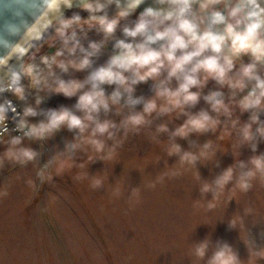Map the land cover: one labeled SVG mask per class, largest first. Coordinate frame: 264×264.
I'll use <instances>...</instances> for the list:
<instances>
[{
    "label": "rangeland",
    "instance_id": "obj_1",
    "mask_svg": "<svg viewBox=\"0 0 264 264\" xmlns=\"http://www.w3.org/2000/svg\"><path fill=\"white\" fill-rule=\"evenodd\" d=\"M117 12L115 4L104 10L108 17ZM134 13L128 18L127 26L134 24L131 20L138 19L139 10ZM122 29L123 26L117 27L113 36L125 38ZM75 30L85 49L89 45L85 39L95 37V42L103 39L98 27L89 29L84 25L83 30ZM62 47V40L56 36L53 26L20 60L22 64L41 60L36 65L46 74L42 58H51ZM112 50L102 48L100 54L92 58V64L83 70L70 68L65 73L54 66L56 77L83 81L93 70L107 63L114 54ZM81 57L79 50L75 56H69L65 51L59 59L67 61ZM166 75L162 73L161 78ZM54 79L49 78L53 87ZM154 83L148 80L136 85L134 98L153 99ZM22 84L24 100L8 92L7 97L0 96V101L11 100L21 114L27 106L36 108L40 114L28 117L30 124L45 120L44 113L48 110L62 107L83 115L75 108L79 93L65 97L62 93L50 92L43 85L33 88L29 77H24ZM170 86L173 89L178 86L175 78ZM103 87L106 95H110L116 86ZM86 90L87 87L82 91ZM249 90L250 87L237 92L235 99H242ZM191 91H199L200 100L195 106L186 108V112L197 114L204 110L216 118L217 113L212 111L204 96L220 91L225 103L232 105L231 119H239L237 128L232 129L229 119L220 115L221 123L215 132H193L186 138H175L182 153L195 152L207 142L218 148L213 162L205 163L202 159L204 164L197 162L196 168L181 162L179 155L169 156L165 150L171 132L187 120L183 114L158 115L153 112L146 115L150 123L140 126L138 131L129 126L128 130L120 128L113 139L101 137L106 147L117 144L111 158L95 159L97 154L91 149L87 153L77 152L76 165L70 162L53 165L43 181L37 175L39 168L58 151H63L67 143L74 142L78 130L69 131L62 126L44 140L22 139L20 147L28 146L39 153L37 161L26 166L4 159L3 153L9 147L7 141L13 135L5 136V142H0V160H3L0 164V264H207L215 245L225 242L237 253L241 264H264V258L250 257L244 229L240 231L229 225L233 216L241 215L255 249L264 248V175L257 173L251 181L252 189L246 193L233 186L235 182L229 183L225 190L232 188L231 192L222 194L219 201H211V192L203 195L200 192L204 182H214L228 167L239 161L248 163L253 156L264 154V139L258 138L255 152L249 144L234 150L232 146L239 140V128L249 122L251 112H241L232 101V89L211 78L203 88ZM38 97H43V102L37 106ZM162 102L157 101L158 104ZM117 107L112 106L107 113L101 111L98 118L120 125L130 111L125 107L117 113ZM132 111L142 112L143 104ZM260 120L264 121V112L260 113ZM162 124L167 126V132H158ZM225 125L231 132L229 137L224 134ZM256 127L253 124V131ZM97 178L103 179L100 186L95 185ZM229 198L233 200L228 202ZM205 239L210 241V248L208 256L201 261L192 255L191 249L193 244ZM261 256L264 257V250Z\"/></svg>",
    "mask_w": 264,
    "mask_h": 264
},
{
    "label": "clouds",
    "instance_id": "obj_2",
    "mask_svg": "<svg viewBox=\"0 0 264 264\" xmlns=\"http://www.w3.org/2000/svg\"><path fill=\"white\" fill-rule=\"evenodd\" d=\"M145 2L146 0H79L78 6L90 13L87 19H82L78 14L71 18H65L63 15L62 7L72 8L74 0H38L39 11L42 13L41 23L27 28V37L23 42L12 43L0 39V48L8 50L7 55L0 57V70L7 69L4 78H0V96L10 92L17 99L24 100V77L31 79L33 88L43 85L50 92L62 93L65 97L77 96L79 93L75 108L83 113L82 116L62 107L58 110H48L44 113L46 119L38 124H30L27 119L40 114L36 108L27 106L21 114L17 112L11 100L0 101V142H5L4 137L10 135L7 127L9 112L13 114L14 120L18 117L15 130L23 133V137L44 140L53 136L62 126H66L69 131L78 130L74 142L67 143L63 151H58L39 168L37 175L41 181L50 174L53 165L65 162L76 165L74 158L80 151L87 153L89 149L94 150L97 154L95 159L103 161L111 158L117 144L106 147L105 140L101 137L113 139L120 128L128 130L129 126L138 131L140 126L150 123L146 115L153 112L158 115L176 113L177 116L183 114L188 117L182 126L170 134L165 149L169 156L179 155L181 162L195 168L197 162L201 163L202 159L205 163L213 162L218 148L211 142L205 143L195 152L183 153L181 146L175 143L176 137L186 138L193 132H215L221 123L220 115L229 119L232 129L237 128L239 119H231L232 105L225 103L220 91H213L204 96L212 111L217 113L216 118L204 110L197 114L185 111L200 100V92L191 90L203 88L209 78L232 89V101L241 112H251L249 122L239 128V140L233 144V149L249 144L255 152L259 139H264V121L260 120V113L264 112V76L258 72V67L264 65V0H154L159 7H147L134 25L124 26L122 31L125 38L116 41L114 54L106 64L93 70L87 79L66 81L56 77L54 66L65 73L70 68L83 70L92 64V58L98 56L104 47L103 42H91L85 49L74 26L81 30L84 25L89 29L98 27L105 40L111 39L120 21L133 14ZM112 4L119 9L114 18L110 19L106 14L97 15ZM217 4H223L225 12L217 10ZM194 6L198 7L194 10ZM53 26L56 36L62 40L63 47L51 58H42V63L47 68L46 74L35 64H20L19 68L9 65L10 59L15 57L20 60L32 47L31 41L40 39ZM10 31L19 34V29L12 28ZM155 45L159 46L154 47ZM77 50L82 53L81 58L67 61L59 59L64 56L65 51L69 56H75ZM243 55H249L251 62L242 64L239 71L231 74ZM162 73L167 75L161 78ZM50 77L55 78L54 87L49 83ZM173 78L178 84L175 89L170 86ZM148 80L155 82V97L148 100L144 97L134 98L135 86ZM103 85L116 87L110 95H106ZM86 87L87 90L82 91ZM249 87L247 94L237 101V92H243ZM158 100L163 102L158 104ZM42 102L43 97H38L35 101L37 106ZM141 104L142 112L132 111L135 106ZM112 106H118L117 113L125 107L130 111V115L120 125L98 118L101 111L107 113ZM253 124L257 125L255 131ZM167 131L166 125L162 124L158 128V132ZM224 134L228 137L231 135L227 125ZM7 143L9 147L3 153L4 159L21 166L37 161V151L28 146L20 147L21 136H12ZM2 163L3 160H0V164ZM257 173L264 175V154L253 156L248 163L239 161L228 167L214 182H204L200 192L202 195L211 192V201H219L222 194L231 192L232 188L226 191V186L235 182L233 186H238L246 193L252 189L251 181ZM197 176L200 179L198 171ZM102 183V178L95 181L96 186ZM133 191H136V188ZM231 200L233 199L229 198L228 202ZM229 225L239 228L240 231L243 228L246 232L247 243H244L248 247L250 257L264 258L261 256L264 248L257 251L254 241L248 238L244 217L233 216ZM209 248L210 241L205 239L201 243L193 244L191 253L203 261L208 256ZM207 264H241V261L233 248L225 242L215 245L212 254L208 256Z\"/></svg>",
    "mask_w": 264,
    "mask_h": 264
},
{
    "label": "water",
    "instance_id": "obj_3",
    "mask_svg": "<svg viewBox=\"0 0 264 264\" xmlns=\"http://www.w3.org/2000/svg\"><path fill=\"white\" fill-rule=\"evenodd\" d=\"M41 14L38 0H0V39L17 43ZM78 14L86 15L84 11ZM12 28L19 29V34H13L10 31ZM7 51L0 48V57L7 55Z\"/></svg>",
    "mask_w": 264,
    "mask_h": 264
},
{
    "label": "flooded vegetation",
    "instance_id": "obj_4",
    "mask_svg": "<svg viewBox=\"0 0 264 264\" xmlns=\"http://www.w3.org/2000/svg\"><path fill=\"white\" fill-rule=\"evenodd\" d=\"M151 1L149 0V1H146L145 3H143L144 5H146V8L147 7H150L151 5H153ZM144 5H140L137 8L139 10V12H140L139 15L145 10L143 8ZM196 7H198V6H194V10H195ZM75 8H76V10H83L78 5ZM216 8H217V10H220L221 12H225L224 5L221 6L220 4H217L216 5ZM83 11H86V13H88V15L87 16H81V18L82 19H87L89 17L90 13L87 10H83ZM117 11H119V9H117ZM74 14H78V13H69V14H67V17H65V18H71ZM105 14L107 15V13H104V12L97 13V15H105ZM115 16L116 15H114L113 17H109V18L111 19V18H114ZM131 16H133V15L131 14L129 17L131 18ZM129 17H127L126 19H122L120 21L119 26L120 27H122V26L124 27V26L128 25L129 24V20H128ZM131 21H132V23L135 24V22L137 21V19L136 20H131ZM130 26H132V25H130ZM220 27L222 28L223 26H220ZM75 29H76V27L74 26V30ZM94 38L95 37H93L92 39H90V38L85 39V40H88L87 45L90 44L91 42H95V39ZM122 39H124V38H122ZM117 40H119V39L116 36H113L111 39L105 40V37H104V34H103V39L100 42H103L104 43V47H103L104 49H109V50L111 49L112 50V48H113L112 52H114V45H115V43H116ZM250 62H251V57L249 55H243L241 57V60H239L237 62L236 67L233 69L234 74L237 71H239V69H240V67H241L242 64H248ZM258 72H259L260 75L264 76V65H261V66L258 67Z\"/></svg>",
    "mask_w": 264,
    "mask_h": 264
},
{
    "label": "bare ground",
    "instance_id": "obj_5",
    "mask_svg": "<svg viewBox=\"0 0 264 264\" xmlns=\"http://www.w3.org/2000/svg\"><path fill=\"white\" fill-rule=\"evenodd\" d=\"M146 1H149V0H146ZM151 1V0H150ZM152 2V4L153 5H151V7H159L158 5H156L155 3H154V1L152 0L151 1ZM74 4H79V0H74ZM74 4H73V6H74ZM141 5H144V4H141ZM144 9H146V5H144V7H143ZM66 10H68L67 8H63L62 7V11H63V13L66 11ZM41 16H42V14H41ZM41 16L32 24V25H30L29 26V28L30 27H33V26H36V25H38L39 23H41ZM27 37V31H26V33L19 39V41L17 42V43H21V42H23V40L25 39ZM36 41L37 40H32L31 41V43H32V45H35L36 44ZM31 48V47H30ZM29 48V49H30ZM29 51V50H28ZM20 64H22V62H21V60H17L15 57H13L12 59H10V61H9V65L10 66H12V67H17V65H20ZM7 69H2V70H0V78H4V72L6 71ZM7 95H8V92H5V93H3L2 94V97H7ZM9 116H8V118H9V120H13V114L11 113V112H9V114H8Z\"/></svg>",
    "mask_w": 264,
    "mask_h": 264
},
{
    "label": "built area",
    "instance_id": "obj_6",
    "mask_svg": "<svg viewBox=\"0 0 264 264\" xmlns=\"http://www.w3.org/2000/svg\"><path fill=\"white\" fill-rule=\"evenodd\" d=\"M17 120H18V117H17ZM14 121H16V120H14V119L13 120H9L8 119V121H7V127H11Z\"/></svg>",
    "mask_w": 264,
    "mask_h": 264
}]
</instances>
